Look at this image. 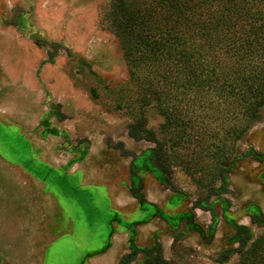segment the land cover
Listing matches in <instances>:
<instances>
[{"label": "rangeland", "instance_id": "obj_1", "mask_svg": "<svg viewBox=\"0 0 264 264\" xmlns=\"http://www.w3.org/2000/svg\"><path fill=\"white\" fill-rule=\"evenodd\" d=\"M110 4L0 0V264H73L50 258L77 246L82 264H264V106H144ZM140 116L169 173L129 135Z\"/></svg>", "mask_w": 264, "mask_h": 264}, {"label": "trees", "instance_id": "obj_2", "mask_svg": "<svg viewBox=\"0 0 264 264\" xmlns=\"http://www.w3.org/2000/svg\"><path fill=\"white\" fill-rule=\"evenodd\" d=\"M108 15L131 77L146 84L144 106L164 99L195 113L234 101L243 118H260L264 0H111ZM128 133L155 143L152 165L170 172L166 143L143 116ZM159 257L157 264H168Z\"/></svg>", "mask_w": 264, "mask_h": 264}, {"label": "crops", "instance_id": "obj_3", "mask_svg": "<svg viewBox=\"0 0 264 264\" xmlns=\"http://www.w3.org/2000/svg\"><path fill=\"white\" fill-rule=\"evenodd\" d=\"M74 219L76 220V223L78 224L76 227V231L78 233L84 234L87 233L86 231H89L90 229V223H91V219L89 217L90 211H85L84 209H79V206L77 205L75 207L74 210ZM74 251L76 250V252H71L70 250H68V248H64L63 252H59V254L57 255L56 258H50L54 263L55 262H62V261H67V263H69L68 261L73 260V264H82V256L86 253H89V250H82L79 249V247L77 246V249L74 248ZM72 258V259H71ZM66 264V263H65ZM84 264V263H83Z\"/></svg>", "mask_w": 264, "mask_h": 264}]
</instances>
